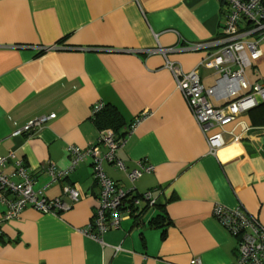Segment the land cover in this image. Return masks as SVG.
I'll return each mask as SVG.
<instances>
[{"label": "crops", "instance_id": "obj_1", "mask_svg": "<svg viewBox=\"0 0 264 264\" xmlns=\"http://www.w3.org/2000/svg\"><path fill=\"white\" fill-rule=\"evenodd\" d=\"M225 11L223 0H0V155L11 151L22 159L33 188L46 198L62 196L66 184L80 193L59 214L27 206L1 222L0 264L235 261L238 237L212 210L216 204L241 206L264 225V103L240 115L246 130L236 122L225 126L223 138L236 137V154L219 164L207 152L163 54L145 51L172 48L167 59L188 72L207 50L187 45L215 38ZM247 69V79L257 81L264 59ZM198 73L206 86L213 84L215 76L201 67ZM97 103L114 106L125 127L146 112L115 149L125 170L108 160L101 166L130 193L150 190L156 199L120 228L105 231L102 242L82 232L99 195L92 159L62 180L51 181L46 170L48 164L69 166L68 146L97 143L99 128L91 118ZM50 113L55 118L41 128L13 136ZM139 160L154 170L130 182L126 172ZM12 169L9 163L5 172ZM3 210L0 204V216Z\"/></svg>", "mask_w": 264, "mask_h": 264}, {"label": "built area", "instance_id": "obj_2", "mask_svg": "<svg viewBox=\"0 0 264 264\" xmlns=\"http://www.w3.org/2000/svg\"><path fill=\"white\" fill-rule=\"evenodd\" d=\"M223 2L226 11L218 35L208 41L187 45L190 49L207 50L206 55L192 70L185 72L178 64L167 59L166 53L172 48L145 50L163 54L165 67L169 69L176 88L203 135L207 152L219 164L236 154V137L230 141L223 138L225 126L236 122L246 130V124L239 119L240 115L264 103V75L257 81L250 82L245 74L247 67L259 59H264V0ZM54 48L56 47L51 46L48 49ZM199 67L215 76L212 85L206 86L203 83L198 73ZM102 106L103 103H97L92 115ZM145 116L146 112H143L136 117L121 139H117L116 133L111 129L100 128L96 144L87 147L68 146L66 151L69 166L66 169H57L53 164L46 166L51 181L62 180L84 160L92 159V178L99 185V195L93 219L82 232L98 242H102L105 231L120 228L121 222L137 213L141 205L150 206L156 201L148 190L135 194L127 202L129 190L120 187L108 177L101 166L103 160H108L119 169L125 170V165L115 155V149L124 144L125 137L141 124ZM53 118L54 113L37 116L13 131V136L29 134ZM102 147L105 148L103 153L100 152ZM9 163L13 169L7 173L5 169ZM153 170L152 164L139 160L134 169L126 172V176L133 182ZM79 196V190L66 184L62 187V196L51 199L44 197L41 191L33 188V178L22 159L16 158L11 151L0 155V204L4 206L0 223L19 217L27 206L41 213L59 214L67 210ZM212 213L224 228L238 237L237 256L231 264H264V225L241 206L229 209L216 204ZM193 264L200 263L196 261Z\"/></svg>", "mask_w": 264, "mask_h": 264}, {"label": "trees", "instance_id": "obj_3", "mask_svg": "<svg viewBox=\"0 0 264 264\" xmlns=\"http://www.w3.org/2000/svg\"><path fill=\"white\" fill-rule=\"evenodd\" d=\"M255 107H253V108H255ZM91 118L99 129L100 128L111 129L113 132L116 133L117 139H121L124 137L125 131L127 130L128 125H126V127L124 126L122 117H121L120 113L118 112V110L114 106L104 104L99 110H97L96 112L93 113ZM124 128H125V130H124ZM133 196H134V194L132 192L129 193L127 195V197H129L127 199V202H130V200L132 199ZM141 213H142V210L140 211V214Z\"/></svg>", "mask_w": 264, "mask_h": 264}, {"label": "rangeland", "instance_id": "obj_4", "mask_svg": "<svg viewBox=\"0 0 264 264\" xmlns=\"http://www.w3.org/2000/svg\"><path fill=\"white\" fill-rule=\"evenodd\" d=\"M249 73H250V71L247 69H245V74H246V77H248L249 76ZM151 208V207H150Z\"/></svg>", "mask_w": 264, "mask_h": 264}]
</instances>
